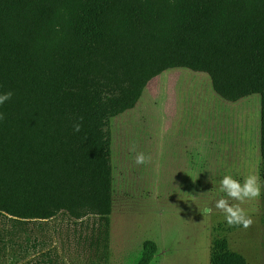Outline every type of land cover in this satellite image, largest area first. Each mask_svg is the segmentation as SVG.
<instances>
[{
    "label": "trees",
    "instance_id": "1",
    "mask_svg": "<svg viewBox=\"0 0 264 264\" xmlns=\"http://www.w3.org/2000/svg\"><path fill=\"white\" fill-rule=\"evenodd\" d=\"M172 69L207 74L230 102L260 96L264 168V0H0V94L13 93L0 105V213L35 250L49 222L91 221L89 256L109 264L112 122ZM157 252L146 241L137 264ZM210 259L248 264L229 249ZM52 263L48 250L24 264Z\"/></svg>",
    "mask_w": 264,
    "mask_h": 264
},
{
    "label": "rangeland",
    "instance_id": "2",
    "mask_svg": "<svg viewBox=\"0 0 264 264\" xmlns=\"http://www.w3.org/2000/svg\"><path fill=\"white\" fill-rule=\"evenodd\" d=\"M181 70L186 69L154 78L137 106L113 119L109 264H137L146 241L159 247L153 264H211L215 248L239 252L248 264H264V187L259 198L241 205L254 221L248 229L229 226L214 208L225 195L220 191L224 175L243 182L254 173L264 185L261 98L227 101L207 74H178ZM139 151L150 161L138 166ZM90 223L53 220L40 237L43 246L35 250V234L25 235L21 221L0 213V264L39 260L48 250L52 264H95L85 242Z\"/></svg>",
    "mask_w": 264,
    "mask_h": 264
},
{
    "label": "clouds",
    "instance_id": "3",
    "mask_svg": "<svg viewBox=\"0 0 264 264\" xmlns=\"http://www.w3.org/2000/svg\"><path fill=\"white\" fill-rule=\"evenodd\" d=\"M13 96L11 91L0 94V105L9 101ZM5 119V115L0 113V121ZM81 121L83 118H80ZM81 124L74 125V131L79 132ZM150 161V157L143 151H139L135 155V164L144 165ZM264 185L261 184L260 177L257 174H249L244 177L243 182L234 179L231 175H224L220 180V191L225 195L217 199L214 208L224 214V218L229 226L250 228L254 221L241 207L247 200H253L261 196V189ZM212 211V209H208Z\"/></svg>",
    "mask_w": 264,
    "mask_h": 264
},
{
    "label": "crops",
    "instance_id": "4",
    "mask_svg": "<svg viewBox=\"0 0 264 264\" xmlns=\"http://www.w3.org/2000/svg\"><path fill=\"white\" fill-rule=\"evenodd\" d=\"M169 71V70H168ZM189 71H191V70H189ZM183 72H188L187 70H185V71H179L178 72V74H182ZM193 72V71H192ZM197 73V72H196ZM184 74V73H183ZM185 75H187L188 77H189V75H188V73H186ZM190 78V77H189ZM191 80H192V78H191ZM193 81V80H192ZM192 84V83H191ZM154 89V92H155V88H153ZM155 95H156V92H155ZM158 249H159V247H158ZM157 255V254H156ZM156 260V256H155V259H154V261ZM153 261V262H154ZM153 262L151 263V264H153Z\"/></svg>",
    "mask_w": 264,
    "mask_h": 264
},
{
    "label": "built area",
    "instance_id": "5",
    "mask_svg": "<svg viewBox=\"0 0 264 264\" xmlns=\"http://www.w3.org/2000/svg\"><path fill=\"white\" fill-rule=\"evenodd\" d=\"M16 220H17L16 218H13L14 222H16ZM13 226H15V224ZM13 229H14V231H16V229L14 227H13Z\"/></svg>",
    "mask_w": 264,
    "mask_h": 264
}]
</instances>
